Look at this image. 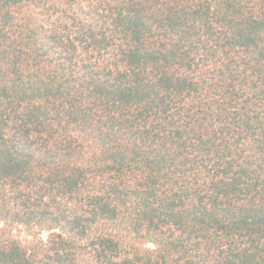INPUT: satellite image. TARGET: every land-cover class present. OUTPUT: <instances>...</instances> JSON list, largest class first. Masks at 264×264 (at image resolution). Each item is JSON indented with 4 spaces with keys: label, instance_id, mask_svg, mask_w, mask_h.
<instances>
[{
    "label": "trees",
    "instance_id": "1",
    "mask_svg": "<svg viewBox=\"0 0 264 264\" xmlns=\"http://www.w3.org/2000/svg\"><path fill=\"white\" fill-rule=\"evenodd\" d=\"M0 264H264V0H0Z\"/></svg>",
    "mask_w": 264,
    "mask_h": 264
}]
</instances>
